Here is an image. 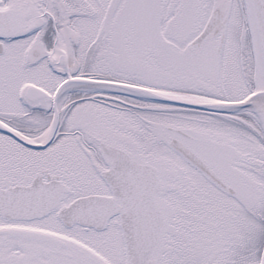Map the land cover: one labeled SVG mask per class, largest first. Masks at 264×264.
<instances>
[{"label": "snow or ice", "instance_id": "6c2138e0", "mask_svg": "<svg viewBox=\"0 0 264 264\" xmlns=\"http://www.w3.org/2000/svg\"><path fill=\"white\" fill-rule=\"evenodd\" d=\"M0 264H264V0H0Z\"/></svg>", "mask_w": 264, "mask_h": 264}]
</instances>
